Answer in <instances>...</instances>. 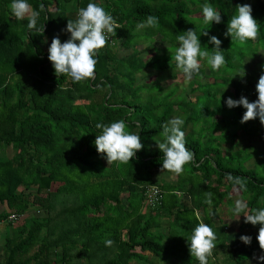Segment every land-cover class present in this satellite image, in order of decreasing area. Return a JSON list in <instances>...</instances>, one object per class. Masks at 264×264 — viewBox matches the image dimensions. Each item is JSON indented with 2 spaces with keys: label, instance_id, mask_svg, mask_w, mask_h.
I'll return each mask as SVG.
<instances>
[{
  "label": "trees",
  "instance_id": "16d2710c",
  "mask_svg": "<svg viewBox=\"0 0 264 264\" xmlns=\"http://www.w3.org/2000/svg\"><path fill=\"white\" fill-rule=\"evenodd\" d=\"M11 2L0 0V148L11 149L10 156L0 153V264H199L187 238L201 221L216 235L208 264H264L258 260L264 255L256 239L260 225L244 223L241 215L239 247L232 250L223 226L212 222L218 206L231 208L233 199L246 203L248 212L264 207V125L258 117L241 123L246 109L226 104L229 97L258 98L253 85L264 59L250 68L245 62L264 50V0H28L40 13L42 35L27 29V17L12 15ZM90 2L118 24L115 41L99 51L94 79L57 78L48 60L51 41L58 36L66 42L68 20ZM205 3L221 13V23L203 22ZM245 3L259 33L241 46L224 33L236 6ZM149 15L158 18L157 26L144 28L136 39L156 38L169 46L144 56L152 45L136 49L135 42V50L117 55L118 38L129 48L131 31ZM188 29L196 31L202 50L214 47L210 36L220 39L226 63L212 71L201 59L199 74L183 86L173 81L183 75L169 61L179 46L177 35ZM142 71L169 73L139 81ZM160 78L171 81L163 86ZM173 117L184 120L186 147L194 157L182 174L156 180L152 172H162L163 158L156 141L162 142V126ZM119 120L144 147L128 164L108 166L96 151L102 130L95 125ZM240 133L256 144L238 148ZM151 186L159 190L152 204L146 201ZM38 209L42 215L33 213ZM241 235L252 237L251 244Z\"/></svg>",
  "mask_w": 264,
  "mask_h": 264
},
{
  "label": "clouds",
  "instance_id": "9594fccd",
  "mask_svg": "<svg viewBox=\"0 0 264 264\" xmlns=\"http://www.w3.org/2000/svg\"><path fill=\"white\" fill-rule=\"evenodd\" d=\"M201 7L205 24L221 23V13L212 5L205 3ZM236 9V14L228 21L227 31L224 35L225 37L230 36L232 43L243 46L249 40L257 38L259 27L256 19L252 16L250 4H238ZM10 11L17 20H24L27 17V29L30 32L35 31L40 35L43 34L44 27H37L40 13L32 9L28 0H12ZM157 24L158 18L149 15L146 21L138 24L137 27L155 28ZM118 28L116 21L102 6L90 2L86 7L80 8L76 19L68 20L66 29L62 30L70 33V38L62 43L58 36L54 37L48 48V60L54 68L56 77L67 76L73 83L94 79L96 57L99 51L107 45L109 39L116 35ZM203 35H208V33L203 32ZM176 39L179 46L174 53H171L169 63L171 66V63L174 62L176 69L183 74L186 81H190L194 75L199 74L201 59L206 60L212 71L220 70L226 63L221 50L222 42L216 36L209 37V43L214 45L210 51L207 50V46L202 50L199 36L195 30L188 29L177 35ZM237 75L243 78L245 76L244 69L242 74ZM256 92L258 98L254 102H249L244 96H241L239 100H234L231 97L226 100L229 109L238 106H243L246 109L241 123L258 117L260 123L264 125V72L256 84ZM183 124L182 118L173 117L162 126L163 130L160 133L163 138L162 142L156 141L159 151L163 154L161 171L180 175L184 171V166L193 160L194 153L186 147L185 132L182 131ZM95 127L102 130L101 134L96 135L94 141L96 151L106 159L108 166L113 163L118 166L128 164L144 147L139 135L126 130L127 125L124 120L113 122L110 125L97 123ZM229 179L232 178L229 177ZM235 182L240 184L239 180ZM212 196V193H206V203H212ZM233 213L238 219L243 215L246 224L260 225L256 239L260 249L264 251V207L248 212L247 204L237 200ZM215 240L216 235L213 229L203 221L199 222L191 236L187 238L191 257L195 258L199 264H208V257L217 247ZM240 240L245 245H250L252 237L241 235ZM112 243L111 240L105 241L106 246H111ZM258 260L264 262V255L259 256Z\"/></svg>",
  "mask_w": 264,
  "mask_h": 264
},
{
  "label": "rangeland",
  "instance_id": "374dc122",
  "mask_svg": "<svg viewBox=\"0 0 264 264\" xmlns=\"http://www.w3.org/2000/svg\"><path fill=\"white\" fill-rule=\"evenodd\" d=\"M73 4H74V2L72 1V2H69L66 6H65V8L66 9H69V8H71V7H73ZM118 25V24H117ZM144 28H142V29H140V28H138V27H135L132 31H131V34L133 35L132 36V40H131V42H130V44H129V48H125V47H123L120 43V41H121V39H119L118 38V41H116V43H117V45H116V48H117V55H119V56H122V55H126V54H128L130 51H131V49L130 48H132L133 46H134V43L136 42V45H135V47H136V49H141V48H143V47H146L147 45H149V44H151L152 45V47H153V50H152V52L151 53H144L143 52V54H144V56H148V55H153V54H158V53H160L161 52V49H162V47L163 46H165L166 45V47H168L169 46V44H167L166 43V41L165 42H163V41H161V40H156V38L154 39V41L152 40L151 41V43H149V41L148 40H146V41H140L139 39H136V37L137 36H140V35H138L139 34V32H141V33H143L144 32V30H143ZM135 33H137V34H135ZM141 38H142V36H140ZM136 40H139V41H136ZM132 50H135V49H133L132 48ZM257 59H264V50H258V52L256 53V55L254 56V60L252 59V60H246V62H245V66L246 67H248V68H250L251 66H252V64H253V62L255 61V60H257ZM169 72H163V73H159V72H157V71H150V72H147V73H144V71H142V72H139V73H137V75L138 76H140L139 77V81H150L151 79H153L154 78V76H162L163 74L165 75V74H168ZM183 75V74H182ZM161 79V78H160ZM184 80H185V77L183 76H181V74H176V77H175V80H173L174 82H176V83H178V84H182L183 86H185V82H184ZM169 81H171L170 79H168V78H163V79H161L160 80V83H161V85H166V84H168L169 83ZM253 88L256 90V86H254L253 85ZM249 143H252V145H254V144H256V142L255 141H253V138L251 137V136H249V135H245V134H243V133H240L239 134V136H238V138H237V143H236V146L238 147V148H240V147H244V146H246L247 144H249ZM226 145V144H225ZM224 146V145H223ZM234 149V148H233ZM0 153L1 154H4V155H6V156H10V154H11V149L9 148V147H5V148H0ZM153 173V177L154 178H156V180H158V179H160L161 178V180L163 179V180H170V179H173L174 178V173H168V172H165V171H162V172H158V171H153L152 172ZM23 187H20L18 190H20V189H22ZM29 191V190H28ZM33 191V188H30V192H32ZM184 198H186V197H184ZM185 200V199H184ZM234 201L232 202L233 203V207H231V208H227L226 206V208H223V206H218V208H217V210H216V212L218 211V212H228V213H233V209H234V207H235V202L237 201V200H239V199H233ZM144 208H143V211H145L146 209H145V206H143ZM145 209V210H144ZM35 215H42L43 214V211L42 210H35L34 212H33ZM217 215V217H218V214H216ZM221 218L222 219H224V220H228V221H230V222H232L233 223V226H232V229L233 230H231L230 232H229V235H232V236H230L228 239H229V242H233V241H235L236 240V236H235V234H236V232H237V230H235L236 229V227H237V225L239 224V222H240V217H239V219H238V217L236 216V215H234L233 217H230L229 219H228V215L227 214H221ZM221 220V219H220ZM215 222H217V220H215L214 221V223ZM18 223V222H17ZM166 223L165 222H162V226L163 227H165L164 225H165ZM215 225H217V226H219L218 224H215ZM3 230V224H0V234H1V231Z\"/></svg>",
  "mask_w": 264,
  "mask_h": 264
},
{
  "label": "crops",
  "instance_id": "0c3cea01",
  "mask_svg": "<svg viewBox=\"0 0 264 264\" xmlns=\"http://www.w3.org/2000/svg\"><path fill=\"white\" fill-rule=\"evenodd\" d=\"M221 206V205H220ZM223 206V208H226L227 206L224 204V205H222ZM226 206V207H225ZM228 208V207H227ZM217 214H218V217L217 218H214V219H212V222H213V225L214 226H216L217 227V225H215V224H218L219 226H223V229H224V231H226V235L228 236V238L230 237V236H232V235H229V232L231 231V230H233L232 229V226H233V223L232 222H230V221H226V220H224V219H222L221 218V214H227L228 215V219L230 218V217H233L234 216V213H228V212H216ZM221 219V220H220ZM215 220H217V222H215L214 223V221ZM239 225V224H238ZM238 225H237V227H238ZM225 227V228H224ZM237 227H236V229L235 230H237ZM235 236H236V240L235 241H233V242H229L230 244H232V243H234L232 246H229V248L230 249H232V250H234V249H238L237 247H239L237 244H236V241H237V232H236V234H235ZM228 241H229V239H228ZM219 254H221V255H223L221 252H219Z\"/></svg>",
  "mask_w": 264,
  "mask_h": 264
},
{
  "label": "built area",
  "instance_id": "2783aa9c",
  "mask_svg": "<svg viewBox=\"0 0 264 264\" xmlns=\"http://www.w3.org/2000/svg\"><path fill=\"white\" fill-rule=\"evenodd\" d=\"M109 41L112 44V42H114L115 40L113 41V37H111L109 39ZM158 193H159L158 188L156 186H151L146 192V201H147V203L152 204L153 201H156L158 199V197H159ZM8 218L9 219L13 218V215L8 216Z\"/></svg>",
  "mask_w": 264,
  "mask_h": 264
}]
</instances>
